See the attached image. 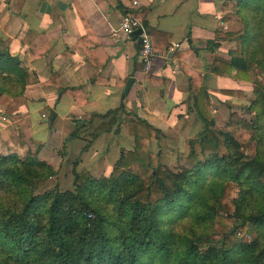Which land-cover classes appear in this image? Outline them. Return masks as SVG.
<instances>
[{
    "label": "trees",
    "instance_id": "obj_1",
    "mask_svg": "<svg viewBox=\"0 0 264 264\" xmlns=\"http://www.w3.org/2000/svg\"><path fill=\"white\" fill-rule=\"evenodd\" d=\"M243 2L240 47L229 51V62L215 61L213 73L231 77L236 69L238 80L254 85L249 110L255 119L230 115L231 123L253 132V156L242 152L231 131L216 130L210 92L194 79L189 91L204 127L191 140L188 155L177 154L180 171L150 151L162 131L126 113L124 104L92 113L83 125L76 124L75 138L91 143L115 126H125L135 138L134 149L121 150L109 177L95 178L75 165V192L55 186L40 194L39 185L56 177L55 169L36 154H0V264H264V0H254L251 8ZM29 78L20 61L0 54L1 94L23 95ZM57 78L53 74L48 84L76 97L78 91L61 87ZM197 142L205 160L193 148ZM216 222L227 230L217 233ZM250 226L256 239L239 242L238 234Z\"/></svg>",
    "mask_w": 264,
    "mask_h": 264
},
{
    "label": "crops",
    "instance_id": "obj_2",
    "mask_svg": "<svg viewBox=\"0 0 264 264\" xmlns=\"http://www.w3.org/2000/svg\"><path fill=\"white\" fill-rule=\"evenodd\" d=\"M243 1L0 0V54L16 58L30 76L23 95L0 93V154L19 158L36 154L57 175L69 159L74 163L66 165L73 174L78 163V172L109 177L121 150L134 149L135 138L125 126H115L91 143L73 134L76 124L83 125L92 113H107L122 104L126 113L162 131L161 139L151 142L152 153L161 151L162 159L163 152L175 149L188 154L190 147L182 137L203 129L190 79L210 92L214 119L226 109L242 119L252 118L253 83L238 80L236 69L231 77L213 73L215 61L229 62V51L240 47ZM253 1L248 0V8ZM126 10L137 13L151 34L155 55L147 72L138 57V35L114 37ZM29 32L35 36H27ZM53 74L61 87L76 89V97L50 86ZM129 78L134 79L126 93ZM39 130L47 134L46 140ZM168 135L177 136V141L167 140Z\"/></svg>",
    "mask_w": 264,
    "mask_h": 264
},
{
    "label": "rangeland",
    "instance_id": "obj_3",
    "mask_svg": "<svg viewBox=\"0 0 264 264\" xmlns=\"http://www.w3.org/2000/svg\"><path fill=\"white\" fill-rule=\"evenodd\" d=\"M260 76L262 78L261 79L262 82L264 83V72H261ZM232 110L233 109H230V110L226 109L225 110L226 112H223L221 115H218V117H216L214 119L213 113H212L213 111H212V109L210 110V105H209V111H210L209 113H210L211 119L213 117L212 120L214 122H215V120H217V122H215L216 130H218V131H220V130L231 131L233 133L234 137L236 138V140L241 144V146H243V151L242 152L246 156H250L251 157L254 154V144H255L251 140V138L253 137V132L248 131V130H243L241 127H237V125H234L233 123L230 122V118H228V116L231 115ZM254 119H255L254 115H252V118L250 116L247 117L245 115V118H244V120H246V121H253ZM44 124H45V122H44ZM202 126L204 127V125H202ZM39 135L43 136L42 138L44 140H46L47 134H44L43 130H41V131L39 130ZM196 135H197V133L194 132L193 134L189 135L188 137L184 136L182 138L187 142V144H188L187 146L190 147L191 140L194 139ZM159 139H161V137ZM166 139L170 140L172 142L173 141H177V136L168 135L166 137ZM155 141H158V140H155ZM52 142H53V145L56 144L55 141H52ZM193 148L197 152L198 157L200 159H203L204 157H202L201 154H200V146H199L198 142L193 145ZM171 152H172V150H171ZM171 152H167V153L163 152V155L165 154L163 156L164 159H162V157H161V151H158L156 153L160 154L161 162L163 164L166 163L165 165H168L169 167H171V170H173L175 172L180 171L183 167L180 166L178 161H177V154L178 153L183 154V152L180 149L179 150L175 149L173 151V153H171ZM183 155L187 156L188 154H183ZM203 160H205V159H203ZM69 162L72 163L73 160H69L68 159V161H66V164L69 165ZM66 164L59 166L58 175L56 177H53V178L43 182L42 184H40L39 187H38L37 192L40 193V194H43V193H45V191L51 190L55 186H57L61 191H73V192H75L74 191L75 188H74V185H73V181H74L73 176H74V174H73V172L71 173L70 166H67ZM238 193L239 192L237 191V189H235L232 192V195L237 197ZM214 230L217 233H222V232L226 231L227 229L223 225H221L220 223L216 222L215 225H214ZM256 237H257L256 229H254L253 226H250L249 229L246 232L239 233L238 236H237V239H238L239 242L252 243L256 239Z\"/></svg>",
    "mask_w": 264,
    "mask_h": 264
},
{
    "label": "built area",
    "instance_id": "obj_4",
    "mask_svg": "<svg viewBox=\"0 0 264 264\" xmlns=\"http://www.w3.org/2000/svg\"><path fill=\"white\" fill-rule=\"evenodd\" d=\"M134 4H137V1H134ZM138 30H141V33L138 34L140 43L138 57L144 71L147 72L151 68L155 54L152 48L153 43L151 34L149 33L148 29L144 27L142 21L131 12L123 13L119 23V28L114 31V37L118 38L121 35H135Z\"/></svg>",
    "mask_w": 264,
    "mask_h": 264
},
{
    "label": "water",
    "instance_id": "obj_5",
    "mask_svg": "<svg viewBox=\"0 0 264 264\" xmlns=\"http://www.w3.org/2000/svg\"><path fill=\"white\" fill-rule=\"evenodd\" d=\"M140 33H141V30H138V31L135 33V35H138V34H140ZM133 79H134V78H129V79L127 80V83H126V86H125L124 92L128 93V91H129V89H130V87H131V85H132V83H133ZM59 93H60V95L62 94L61 91H60ZM54 117H55V114H54V112H52V114H51V121L54 120ZM81 124H82V123H81Z\"/></svg>",
    "mask_w": 264,
    "mask_h": 264
}]
</instances>
